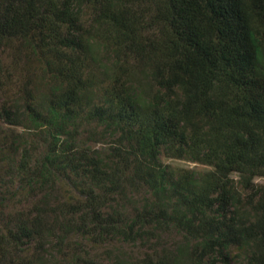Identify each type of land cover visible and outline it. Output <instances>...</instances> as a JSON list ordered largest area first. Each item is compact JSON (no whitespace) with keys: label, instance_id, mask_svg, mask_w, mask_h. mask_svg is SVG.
Returning a JSON list of instances; mask_svg holds the SVG:
<instances>
[{"label":"rangeland","instance_id":"1","mask_svg":"<svg viewBox=\"0 0 264 264\" xmlns=\"http://www.w3.org/2000/svg\"><path fill=\"white\" fill-rule=\"evenodd\" d=\"M106 12L72 11L71 18L78 21L71 28L76 31L73 37L81 36L84 43L72 59L52 46H40L38 36L3 43L0 75L6 97L9 99L8 93L16 92L14 85L18 84L20 92L15 94L21 103L32 100L45 106L51 98L56 101L66 93L69 98L75 88L81 91L83 108L88 104L92 108L98 101H106V91L120 78L122 94L133 105L135 127L148 128L167 120L175 110L174 100L164 104L155 100V80L167 61L174 58L169 35L160 29L146 32L132 24L126 32L137 42L130 41L125 33L123 36L125 29L119 27L132 19L117 24ZM68 19L60 22L68 25ZM251 26L258 51L256 70L264 76V38L256 18H252ZM48 57H57L64 64L63 69L46 66ZM125 61L129 66L126 63L124 73L112 69L115 63L122 65ZM51 75L55 79H50ZM60 83L69 91L62 93ZM88 122L86 119L75 125L68 140L75 141L78 154L58 165L57 176L45 179L38 189H23L18 196L14 150L19 139L15 135L22 142L31 133L0 121V136L7 133L10 137V152L0 147V186L6 188L10 200L5 217H12L23 205L30 209L24 215L36 224L34 242L40 246L36 250L37 261L216 264L211 257L218 249L207 243L220 232L209 225L203 205L216 195L218 187L210 167L190 161L191 150L196 149L191 142L195 137L190 133L200 135V127L187 124V129L193 128L187 134V144L181 143L179 137L160 142L154 159L143 158L138 149L127 147L120 128L111 122ZM200 124L209 130L215 128L210 121ZM183 130L184 127L179 134ZM230 179L229 211L220 228L221 233H233L238 239L226 251L230 264H263L258 229L264 218V178H254L251 191L237 185L236 174ZM195 191L200 199L195 198ZM3 233L6 232L1 230Z\"/></svg>","mask_w":264,"mask_h":264},{"label":"trees","instance_id":"2","mask_svg":"<svg viewBox=\"0 0 264 264\" xmlns=\"http://www.w3.org/2000/svg\"><path fill=\"white\" fill-rule=\"evenodd\" d=\"M83 9L107 11L117 24L132 19L119 27L125 29L123 36L126 34L130 41L137 42L126 32L132 24L146 32L160 29L169 35L175 54L155 80V100L163 104L174 100L175 110L165 121L148 128L135 127L133 105L122 94L120 78H115V85L106 91V101L83 108L81 91L75 88L69 98L66 93V97L56 101L51 98L44 106L32 100L21 103L15 94L20 92V85L15 84L16 92L8 93V99L0 75V121L31 133L29 140L22 142L15 135L19 139L14 150L15 174L20 186V191L15 189L16 194L20 196L23 189H38L45 179L57 176L62 161L78 154L75 141L68 140L82 120H89L88 125L94 121L111 122L120 128L127 147L138 149L143 158L154 159L160 142L174 137H179L181 143L190 142L188 135L193 128L187 129V124H194L201 131L200 135L190 133L196 146L191 150L190 161L210 167L218 187L216 195L203 205L209 225L220 232L211 236L207 245L218 249L211 257L216 264H230L226 251L238 239L233 233L220 231L229 211L228 186L233 182L230 176L237 175L236 183L244 191L253 190L254 178H264V76L256 70L258 51L251 26L252 18H256L264 38V0H0V47L12 40L38 36L40 46H52L72 59L84 43L81 36L73 37L76 31L71 28L78 21L71 18V13ZM65 18H69L68 25L60 22ZM44 63L54 69L64 67L57 57H48ZM126 63L129 66L128 61L115 63L112 69L124 73ZM50 79L55 77L51 75ZM60 84L62 93L69 91L68 86ZM205 120L215 128L206 129L200 124ZM8 136H0V147L10 152ZM7 192L0 186V225L6 232L0 234L1 264H41L36 258L40 248L34 242L36 224L24 215L30 209L23 205L15 215L5 217L10 204ZM194 194L200 199L197 191ZM260 226L264 254V218Z\"/></svg>","mask_w":264,"mask_h":264}]
</instances>
